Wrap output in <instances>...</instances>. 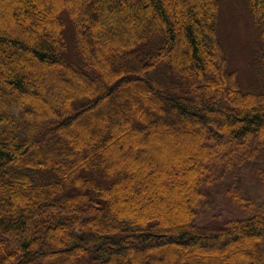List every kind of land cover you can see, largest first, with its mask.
<instances>
[{"label":"trees","instance_id":"obj_1","mask_svg":"<svg viewBox=\"0 0 264 264\" xmlns=\"http://www.w3.org/2000/svg\"><path fill=\"white\" fill-rule=\"evenodd\" d=\"M218 5L0 0V264H264V214L196 223L264 141V56L243 89Z\"/></svg>","mask_w":264,"mask_h":264},{"label":"rangeland","instance_id":"obj_2","mask_svg":"<svg viewBox=\"0 0 264 264\" xmlns=\"http://www.w3.org/2000/svg\"><path fill=\"white\" fill-rule=\"evenodd\" d=\"M218 4L217 45L222 47L230 70L237 72L241 87L258 86L261 68L257 57L261 56L260 50L264 56V39L255 11L248 0H218ZM241 146L232 148L233 169L225 167L227 159H218L213 165V179L202 187L196 223L247 218L256 212L264 214V189L257 173L264 171V141ZM245 148L248 149L243 152ZM235 155H243L244 159L238 161ZM239 199L244 200V207Z\"/></svg>","mask_w":264,"mask_h":264}]
</instances>
